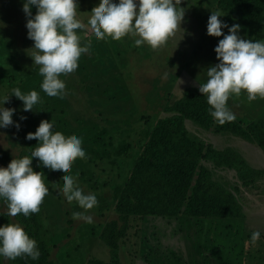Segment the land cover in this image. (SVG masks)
Masks as SVG:
<instances>
[{
  "label": "rangeland",
  "instance_id": "rangeland-1",
  "mask_svg": "<svg viewBox=\"0 0 264 264\" xmlns=\"http://www.w3.org/2000/svg\"><path fill=\"white\" fill-rule=\"evenodd\" d=\"M216 1L183 0L185 18L180 28L164 45L153 49L147 43L137 47L134 39L139 37L96 40L88 22L100 0H78L76 19L85 31L77 35L81 46L91 44V48L81 57L75 73L61 77L67 93L61 102L40 88L43 77L30 57L34 42L27 37L22 0H0V96L20 87L25 93L38 91L42 100L32 111L24 112L22 101L10 97L4 106L17 109L13 120L20 122L21 128L18 132L14 126L0 129V150L13 158L21 153L30 155L38 140L28 141L26 134L35 132L42 120L52 122L57 134L83 138L87 158H77L69 174L98 199V206L87 213L93 217L92 223L73 219L74 212L84 210L63 196L65 174L45 171L33 159L32 167L43 173L49 191L41 214L55 264L110 261L109 246L100 238L102 226L115 217L113 207L147 133L164 115L165 105L178 99L187 87L205 83L207 68L218 63L214 48L223 37L207 35L208 18L217 10ZM32 11L35 14V7ZM220 19L226 21L225 15ZM222 31L227 33V29ZM241 35L253 40L242 28ZM228 106L244 124L264 119V98L248 102L242 91L241 96L230 97ZM20 116L27 119L20 121ZM185 126L196 138L216 148L231 147L250 166L264 169V148L255 141L212 132L189 120ZM214 175L227 188L238 186L243 217L135 215L120 245L119 264H264V175L246 186H241L231 169L215 170ZM0 212H8L2 199ZM255 231L261 232V239L253 243L251 234ZM1 264L13 263L1 257Z\"/></svg>",
  "mask_w": 264,
  "mask_h": 264
},
{
  "label": "clouds",
  "instance_id": "clouds-1",
  "mask_svg": "<svg viewBox=\"0 0 264 264\" xmlns=\"http://www.w3.org/2000/svg\"><path fill=\"white\" fill-rule=\"evenodd\" d=\"M183 0H100L91 11L88 28L96 40L110 37L119 41L131 36L137 47L147 43L157 49L180 28L185 18ZM33 7L36 12L33 14ZM78 0H22V11L26 16L28 39L34 42L33 65L39 66L43 77L41 90L48 97L64 101L67 78L78 70L81 57L88 54L91 44L81 46L77 33L85 31L77 21ZM225 14L219 9L211 11L207 22V35L223 37L214 48L218 63L206 70L207 81L200 83L199 92L207 97L210 115L220 124L233 122L236 115L228 106L230 97L246 93L248 102L264 98V40L247 39L241 35V25L221 20ZM227 29V33L222 31ZM22 101L24 112L42 102L40 93L31 90L22 92L20 87L11 89L10 95L0 96V129L14 126L17 132L21 123L13 120L17 109L5 107L10 97ZM20 121L26 116H20ZM28 141L38 140L30 155L13 158L7 167L0 166V199L6 202L8 215L25 217L39 215L40 208L49 191L43 183V173L32 167L33 159L38 167L51 173L65 174L62 194L67 202L75 201L83 212H74L73 219L93 222L89 210L98 206L95 193L85 192L77 178L69 173L77 159H86L83 138H65L55 132L53 123L42 120L35 132L26 134ZM261 239V232L251 234L253 243ZM0 257L10 260L26 257L33 264L40 260L37 244L29 239L20 223L0 226Z\"/></svg>",
  "mask_w": 264,
  "mask_h": 264
},
{
  "label": "trees",
  "instance_id": "trees-1",
  "mask_svg": "<svg viewBox=\"0 0 264 264\" xmlns=\"http://www.w3.org/2000/svg\"><path fill=\"white\" fill-rule=\"evenodd\" d=\"M216 8L225 14L226 21L241 25L253 40H264V0H217ZM186 120L212 132H227L255 141L264 148L263 118L244 124L236 117L233 122L220 125L210 115L207 97L199 92V87H187L178 99L165 105L164 115L153 123L113 207L115 217L102 226L100 238L110 250V261L106 264H119L120 245L130 218L135 215L243 217L238 186L227 188L215 179V170L231 169L241 186H246L263 176L264 169L250 166L242 154L231 147L216 148L196 138L186 128ZM23 156L25 154L21 153L17 158ZM12 159L0 150L3 167ZM12 221L20 223L29 239L37 244L40 253L37 264H55L41 208L39 215L28 217L23 213L12 217L8 212H0V226ZM12 263L33 264L26 257Z\"/></svg>",
  "mask_w": 264,
  "mask_h": 264
}]
</instances>
